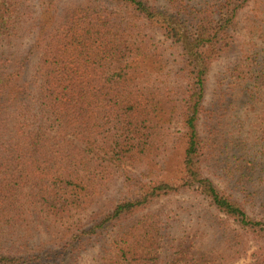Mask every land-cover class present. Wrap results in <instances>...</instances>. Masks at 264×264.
<instances>
[{
  "label": "trees",
  "instance_id": "obj_1",
  "mask_svg": "<svg viewBox=\"0 0 264 264\" xmlns=\"http://www.w3.org/2000/svg\"><path fill=\"white\" fill-rule=\"evenodd\" d=\"M249 253L264 264V0H0V264Z\"/></svg>",
  "mask_w": 264,
  "mask_h": 264
},
{
  "label": "rangeland",
  "instance_id": "obj_2",
  "mask_svg": "<svg viewBox=\"0 0 264 264\" xmlns=\"http://www.w3.org/2000/svg\"><path fill=\"white\" fill-rule=\"evenodd\" d=\"M226 62L224 61H221V62H218L216 64H214L212 67H211V70H210V73L212 75H215L217 73H219L221 70H223L224 66H225ZM209 82H214V80L211 78ZM211 86H213L212 84H210L209 86V89L211 88ZM210 93V91H208V94ZM254 185L255 183L253 184H250V187H251V191H253L255 188H254ZM211 235H208L205 239V241H208L210 239ZM251 253H249L246 257H244L243 259H241L240 261L236 262L235 264H253V259L250 255Z\"/></svg>",
  "mask_w": 264,
  "mask_h": 264
}]
</instances>
